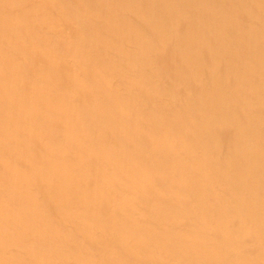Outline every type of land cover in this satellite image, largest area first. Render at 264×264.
I'll return each instance as SVG.
<instances>
[{"label": "bare ground", "instance_id": "1", "mask_svg": "<svg viewBox=\"0 0 264 264\" xmlns=\"http://www.w3.org/2000/svg\"><path fill=\"white\" fill-rule=\"evenodd\" d=\"M0 264H264V0H0Z\"/></svg>", "mask_w": 264, "mask_h": 264}]
</instances>
